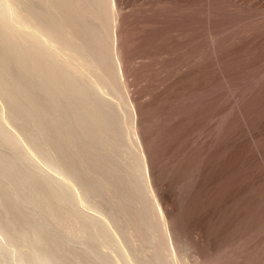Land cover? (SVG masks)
<instances>
[{
	"label": "bare ground",
	"instance_id": "1",
	"mask_svg": "<svg viewBox=\"0 0 264 264\" xmlns=\"http://www.w3.org/2000/svg\"><path fill=\"white\" fill-rule=\"evenodd\" d=\"M115 14L113 0H0V264H182L135 139Z\"/></svg>",
	"mask_w": 264,
	"mask_h": 264
},
{
	"label": "rangeland",
	"instance_id": "2",
	"mask_svg": "<svg viewBox=\"0 0 264 264\" xmlns=\"http://www.w3.org/2000/svg\"><path fill=\"white\" fill-rule=\"evenodd\" d=\"M113 1L114 50L169 253L264 264V0Z\"/></svg>",
	"mask_w": 264,
	"mask_h": 264
}]
</instances>
